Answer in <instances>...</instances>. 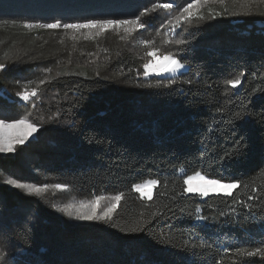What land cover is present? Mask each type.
<instances>
[{
    "label": "trees",
    "instance_id": "trees-1",
    "mask_svg": "<svg viewBox=\"0 0 264 264\" xmlns=\"http://www.w3.org/2000/svg\"><path fill=\"white\" fill-rule=\"evenodd\" d=\"M147 1L0 0V58L15 53L19 37L27 38L28 61L53 54L52 44L22 31L25 22L104 6L134 11ZM257 3L240 14L229 0L200 10L202 22L176 52L186 69L173 76H139L142 60L123 44L115 49L118 78L64 66L41 84L22 73L28 62H2L10 71L0 72V107H11L8 89L18 82L40 83L48 121L38 139L0 155V264H264L235 252L264 241V2ZM237 77L233 90L227 81ZM196 171L240 186L232 196L184 194L185 176ZM7 178L64 184L83 199L123 195L110 221L75 223L5 187ZM148 179L159 181L151 199L133 188ZM134 227L144 231H126Z\"/></svg>",
    "mask_w": 264,
    "mask_h": 264
},
{
    "label": "rangeland",
    "instance_id": "rangeland-1",
    "mask_svg": "<svg viewBox=\"0 0 264 264\" xmlns=\"http://www.w3.org/2000/svg\"><path fill=\"white\" fill-rule=\"evenodd\" d=\"M228 0H225V2ZM258 0H229L234 5V9L236 10V14H240L247 10L248 6H254V8L259 7L260 3H257ZM192 0H150L147 1L146 4L144 3L142 6H134L132 7L133 10H128V6H104L103 10L100 8L97 14L89 13L85 10H81L80 13L77 15H73L71 18L61 19V23H75V22H83L85 20L94 19V20H132L135 16L140 15L145 8L149 9L148 14L141 17L142 23H145L146 28L144 30L136 29L135 31L129 32L126 31L128 27H135L133 26H121V27H111L103 32H100L98 35L97 29H81L79 31H74L72 29H64L63 27L56 28V29H46V28H25L23 26V30L27 33H34L35 35L33 38L42 39L44 43H50L53 46V54H45L44 59L38 61L36 63L28 61L25 55H28L26 52L25 44L27 38L19 37V43L14 46L15 53L10 54L6 62H9L8 66H12L11 62L15 61L18 62L16 66H13L15 69L17 66H22V62H28L25 69H23L22 73H25L29 76L30 81L41 79L44 80L50 71L54 72L61 67H84L88 68L96 74H101L103 76L109 78H118V75L121 76L119 70H114L116 68V56H118V52L115 50L116 47L123 44V47H127L133 51L134 55L142 60V65L138 71V75L145 77L143 75V65L147 63L149 60L155 59L157 62L161 60L162 54H167L171 52L176 57V52L179 47L183 44L176 43L177 40L187 41L186 38L189 36L188 29L192 28L194 24H199L202 21H199L198 16L192 17L190 20L181 21L179 24L176 21V17L181 14L183 7L186 6L187 3H191ZM165 3H173L175 6L171 10H165L163 8H157L153 11V5H162ZM210 3L220 4L219 0H210V2L206 5H202L200 10H203L205 6L209 5ZM110 8H112V12H110ZM126 9L125 11H122ZM133 11V13H130ZM93 14V15H91ZM131 14V15H130ZM228 19V18H226ZM209 21H212L209 20ZM34 23V22H30ZM37 23V22H35ZM38 29H43L46 33L40 35L37 33ZM143 40H149L152 43L149 45H145L141 43ZM49 46V47H50ZM156 50V56L152 57L149 56L148 53ZM47 56V58H46ZM4 62L0 58V63ZM4 62V63H6ZM14 62V63H15ZM21 62V63H19ZM11 67V68H13ZM186 69H180L176 73H161V74H150L157 75V76H173L176 75ZM7 71V70H6ZM10 71V69H8ZM7 71V72H8ZM5 72V70L3 71ZM20 74V70H18ZM148 77V76H147ZM30 83V82H29ZM18 85L14 88L11 87L8 89V92L11 94L10 100L12 103H9V108L0 107V119L6 121H13L17 120L20 117H29L31 122L37 123V131L32 134L29 138V141L25 143L26 146L32 143L34 140L39 138L42 132V126L45 122H47L45 110L46 106L40 105L38 95L35 97H30L29 101H23L19 96L16 95L17 92H23L27 90L29 93L35 89L36 92L38 91L36 84L34 87L29 88L26 84L22 82H18ZM38 94V93H37ZM6 95V94H1ZM6 97V96H5ZM34 99V100H33ZM33 100V101H31ZM19 146L18 150L22 147ZM5 154H14V153H0V155ZM194 175V174H191ZM203 175V174H202ZM211 179V178H210ZM7 180L5 179L4 184L5 187H8L11 190H20L24 191L23 189H17L14 186L8 185ZM152 179H148L149 181ZM139 183L140 185H144L146 182ZM193 185L199 184L198 180H194ZM223 183H231V182H223ZM38 184V183H35ZM38 185H43L40 183ZM50 187L38 197L41 201H43L46 205L52 208V210L60 215L62 218H66L69 221L75 223H87L91 222L89 220H81L76 218L77 211L80 209L81 202H88L91 199H83L77 197L74 193L71 192L67 187L65 189H57L49 185ZM186 187V186H185ZM215 187H220L219 185ZM136 191V190H135ZM153 191L152 186H148L145 188V192ZM139 196H141L140 192L136 191ZM194 194V193H191ZM210 194H217V193H210ZM223 194V193H219ZM199 195V194H198ZM200 196V195H199ZM105 199L101 202V206L105 207L111 201V198L114 195H103ZM145 197L146 196H141ZM204 197V196H201ZM66 205H72L73 207L69 209L73 214L70 216L66 212L60 211L61 207ZM96 221V220H92Z\"/></svg>",
    "mask_w": 264,
    "mask_h": 264
},
{
    "label": "snow or ice",
    "instance_id": "snow-or-ice-1",
    "mask_svg": "<svg viewBox=\"0 0 264 264\" xmlns=\"http://www.w3.org/2000/svg\"><path fill=\"white\" fill-rule=\"evenodd\" d=\"M210 2V0H192L191 3H187L185 7H183L182 12L180 15L176 17V21L179 24L181 21L190 20L194 16L200 15V9L202 5H206ZM225 0H219V3L223 4ZM264 2V0H262ZM175 5L173 3H165L162 5H153V11L157 8H163L165 10H171ZM149 9L145 8L144 11L140 14L135 16L132 20H94L89 19L83 22H75V23H61L60 20H55L53 23H30L25 22V28H46V29H56L63 27L64 29H72L74 31H79L81 29H97V35L104 30L115 27L121 26H135L126 28V31L132 32L136 29L144 30L146 28L145 23L140 22L141 17L148 14ZM203 18V16H200ZM141 43L145 45H149L152 42L149 40H143ZM176 43L184 44L186 41L177 40ZM156 50L149 52L148 55L155 57ZM185 68V65L181 63L180 59L168 52L167 54H162L161 60L157 62L155 59L149 60L147 63L143 65V75L145 77L149 76L150 74H161V73H176L180 69ZM6 70V65L4 63H0V72ZM182 74V73H181ZM244 73L240 74L242 77ZM237 77L236 79H230L227 81L228 85H231L233 90L237 89V87L241 84V78ZM41 84H44L45 81L41 80ZM176 81L174 79L169 81L168 85L164 86H171L175 84ZM191 83V81H188ZM161 86V85H157ZM151 87V85H149ZM17 96H19L23 101H29L30 97H35L37 92L33 89L30 93L25 90L23 92H17ZM237 115H240L237 113ZM37 123L31 122L29 117H20L17 120H13L11 122L0 119V153H15L18 151V147L25 145L29 138L32 136L33 133L37 131ZM225 158H231L230 153L225 154ZM198 180L200 183L193 185V181ZM159 181L157 180H149L144 183V185L134 184V190L140 192L141 196H146L148 199L152 198L151 191L145 192V188L148 186L155 187ZM184 185L186 186L183 190L184 194L187 193H194L199 194L200 196L207 197L210 193H223L226 196H232L233 190L239 188L240 181L233 180L231 183H223L222 180L219 179H210L206 175H202L200 171H196L194 175H186L183 180ZM7 184L14 186L17 189H23L24 192L28 195L40 196L50 187L48 184L38 185L35 183H23L16 179H9L7 180ZM219 185L220 187H215ZM57 189H65L67 186L64 184H55L52 185ZM122 193L115 195L111 198L109 204L105 207L101 206V202L105 199L104 197L97 196L95 199L88 201V202H81L80 209L76 213V218L81 220H96V221H110L112 219V215L117 210V206L122 199ZM256 199V197L249 196L248 200L251 201ZM243 203V202H241ZM250 207V205H247ZM72 205H66L61 207L59 210L66 212L68 215H72L73 213L69 211L72 208ZM197 212L200 211L199 207L196 209ZM224 215V213H221ZM198 220H205L207 217L204 216H197ZM126 231L130 232H142L144 231L143 227H134L131 229H126ZM261 247H255L251 250H248L243 247H237L235 252L240 257H264V241H261ZM200 247H204L203 244L199 245ZM193 247H197V245H193ZM228 251V249H225ZM243 264H248L247 261H244Z\"/></svg>",
    "mask_w": 264,
    "mask_h": 264
}]
</instances>
